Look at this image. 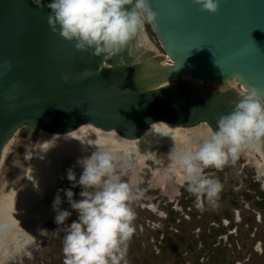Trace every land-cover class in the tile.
<instances>
[{
    "label": "water",
    "instance_id": "1",
    "mask_svg": "<svg viewBox=\"0 0 264 264\" xmlns=\"http://www.w3.org/2000/svg\"><path fill=\"white\" fill-rule=\"evenodd\" d=\"M50 2L0 0V161L13 143L0 169V192L21 170L4 191L20 190V204L0 223L13 226L28 217L30 200H40V182L55 172L35 168L33 136H63L88 125L133 143L155 124L192 128L204 122L216 131L245 87L264 96V0H219L215 13L194 0H148L157 13L149 25L162 52L141 29L111 58L75 49L59 25L53 32ZM263 144L256 148L264 156Z\"/></svg>",
    "mask_w": 264,
    "mask_h": 264
},
{
    "label": "rangeland",
    "instance_id": "2",
    "mask_svg": "<svg viewBox=\"0 0 264 264\" xmlns=\"http://www.w3.org/2000/svg\"><path fill=\"white\" fill-rule=\"evenodd\" d=\"M142 32L162 52L149 23L144 24ZM175 129L182 135L180 140H155L144 151L102 147L129 155L132 166L121 179H138L143 191V197L132 205L136 231L127 244V264H264L263 154L257 148L245 149L222 169H204L205 176L219 180L222 191L214 202L202 198L197 206L183 174L179 170L170 172L175 163L169 153H179L187 138L197 143L212 131L204 122ZM91 153L58 162L60 176L50 172L52 178L42 181L44 196L42 200H30L29 216L1 229L5 233L0 234V264H63V228L76 220L78 213L71 209L62 190L71 188L74 200L81 198L82 190L79 185L73 187L67 170L71 169L78 180L83 171L78 161ZM257 167L262 168L261 174ZM57 195L61 197L59 207L72 213L64 225L54 222L53 201Z\"/></svg>",
    "mask_w": 264,
    "mask_h": 264
},
{
    "label": "clouds",
    "instance_id": "3",
    "mask_svg": "<svg viewBox=\"0 0 264 264\" xmlns=\"http://www.w3.org/2000/svg\"><path fill=\"white\" fill-rule=\"evenodd\" d=\"M33 2L41 5V0ZM194 3L215 13L219 0H194ZM126 5L131 6L130 10ZM47 7L50 9L47 22L53 32L59 25L60 36L75 41V49H91V55L103 54L106 58L123 52L144 24L153 23L157 16L148 0H51ZM101 69L100 65L97 74ZM218 91L226 90L220 87ZM239 97L234 109L218 119V130L197 143L187 138L179 153H169L175 163L170 172L179 170L183 174L187 191L196 197L197 206L202 198L214 202L222 191L219 180L205 176L204 169H222L243 150L254 149L264 142V96L255 87H245ZM96 146L90 156L78 161L83 169L78 180L71 169L67 170V179L82 190L79 200L73 199L71 188L62 190L71 209L78 213V218L63 228V264H127V244L136 231L132 205L143 197V191L138 187V179L131 182L121 179L132 166L126 152ZM60 204L61 197L57 195L53 201L54 222L64 225L72 213L61 209ZM7 228L6 223H0V229Z\"/></svg>",
    "mask_w": 264,
    "mask_h": 264
},
{
    "label": "bare ground",
    "instance_id": "4",
    "mask_svg": "<svg viewBox=\"0 0 264 264\" xmlns=\"http://www.w3.org/2000/svg\"><path fill=\"white\" fill-rule=\"evenodd\" d=\"M87 126L88 125L82 126L78 130L63 136H50L41 133L40 136L38 135L29 138L28 142L30 143V147H34V151H36L37 153L36 157H38V163H36L37 167L35 166V168H40L39 172L41 171L43 173L46 169H48L49 166L55 167V172L53 174H57L60 176L59 168L57 167V162L61 161L62 159H65L64 161L71 160L72 157L78 159V157H80V155H82L83 153H89L97 150L96 145L102 147H122L129 150L130 148H135L136 152H139L144 151L145 147L149 146V144L153 143V141L155 140H164L165 138L169 140H177L181 136V133L175 129L176 127H173L171 125L155 124L150 128V130L147 131L145 137H143L139 141H135L132 143L120 139L114 133H100L99 131H97V129ZM12 146L13 143L7 144L2 155V159L6 158ZM31 152L32 150H30L28 154L31 155ZM27 156L29 155H26L24 157V165L26 160L28 159ZM2 159L1 161L3 162L4 159ZM57 159L59 161H57ZM1 161L0 169L3 165ZM17 170H15L10 175V179L6 180L5 186L0 192V217L6 216L10 209L13 211V208L18 207L17 205L20 204V201L17 199V197L20 196V194H18L20 191L18 190L19 188L17 189V193L10 192L11 194L5 195L4 192L9 187V189H11V186L13 184H16L15 178L20 175L21 171ZM41 175L43 174H40V176ZM40 184V200H42L44 196L43 187L45 186H43L42 182H40ZM1 233L3 234L5 232L1 231L0 234Z\"/></svg>",
    "mask_w": 264,
    "mask_h": 264
},
{
    "label": "flooded vegetation",
    "instance_id": "5",
    "mask_svg": "<svg viewBox=\"0 0 264 264\" xmlns=\"http://www.w3.org/2000/svg\"><path fill=\"white\" fill-rule=\"evenodd\" d=\"M181 138H182V135H181ZM178 140H180V139H177V140H174V141H178ZM258 168V170L257 171H259L260 172V174L262 173V168H259V167H257Z\"/></svg>",
    "mask_w": 264,
    "mask_h": 264
}]
</instances>
